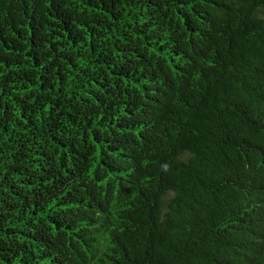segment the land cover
Returning a JSON list of instances; mask_svg holds the SVG:
<instances>
[{"label":"trees","instance_id":"trees-1","mask_svg":"<svg viewBox=\"0 0 264 264\" xmlns=\"http://www.w3.org/2000/svg\"><path fill=\"white\" fill-rule=\"evenodd\" d=\"M0 264H264V0H0Z\"/></svg>","mask_w":264,"mask_h":264}]
</instances>
